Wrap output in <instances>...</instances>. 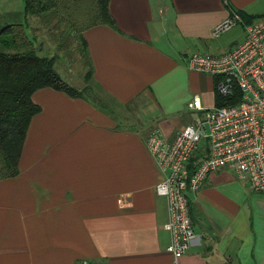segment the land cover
I'll return each instance as SVG.
<instances>
[{"label": "crops", "instance_id": "obj_1", "mask_svg": "<svg viewBox=\"0 0 264 264\" xmlns=\"http://www.w3.org/2000/svg\"><path fill=\"white\" fill-rule=\"evenodd\" d=\"M110 12L116 28L83 34L93 66L84 86L103 98L33 95L40 112L19 175L0 179V264H264V192L230 168L188 193L196 239L176 262L155 191L164 175L147 148L154 132L172 142L215 107L216 79L188 59L221 52L214 29L235 13L247 25L264 0H110ZM195 96L204 110L188 107Z\"/></svg>", "mask_w": 264, "mask_h": 264}, {"label": "built area", "instance_id": "obj_2", "mask_svg": "<svg viewBox=\"0 0 264 264\" xmlns=\"http://www.w3.org/2000/svg\"><path fill=\"white\" fill-rule=\"evenodd\" d=\"M240 24L244 25L235 13L214 29L213 37L217 39ZM244 28L242 44L225 52H195L187 62L190 70L218 80L216 90L220 96L239 95V101L206 110L172 142L159 132L151 134L147 141V148L164 175L155 191L167 200V252L176 262L196 239L188 193L200 190L211 173L230 168L253 190L264 192V14ZM188 107L204 110L198 96ZM80 264L92 263L83 260Z\"/></svg>", "mask_w": 264, "mask_h": 264}, {"label": "trees", "instance_id": "obj_3", "mask_svg": "<svg viewBox=\"0 0 264 264\" xmlns=\"http://www.w3.org/2000/svg\"><path fill=\"white\" fill-rule=\"evenodd\" d=\"M24 14L29 19L50 18L67 23L69 31L78 37V51L88 71L85 84L93 78V66L84 32L92 27L108 25L116 28L110 12V0H23ZM23 24H9L0 30L5 40L2 44L13 52L0 50V179L19 175V162L30 123L40 112L33 95L44 88L81 98L91 89L75 87L66 81L55 67L57 57H41L37 53L34 37L37 36ZM245 22V21H244ZM252 21H247L249 25ZM28 29V30H27ZM218 80L216 79V82ZM91 91V90H90ZM238 97L223 98L217 93V107L232 106Z\"/></svg>", "mask_w": 264, "mask_h": 264}, {"label": "rangeland", "instance_id": "obj_4", "mask_svg": "<svg viewBox=\"0 0 264 264\" xmlns=\"http://www.w3.org/2000/svg\"><path fill=\"white\" fill-rule=\"evenodd\" d=\"M24 16L22 0H0V30L9 24L27 26L29 17ZM29 27L37 35L34 37V43L38 55L49 58L57 57L55 67L59 73L65 79L67 77L69 80L72 79L74 83L83 84L84 86V83H86L84 76L88 71V67L84 65V60L78 51V36L74 32L69 31L67 23L60 22L59 19L55 18L45 21L41 18L31 17L29 19ZM245 35L244 26L237 25L218 38L216 43L220 47L221 52L229 51L235 46L242 44L245 40ZM6 38L0 35V50L13 52V49H8L1 43ZM90 86L92 85L90 84ZM99 94H102L99 90L94 95L89 90L87 96L92 97L93 101H97L96 97H99ZM102 95L101 97L103 98L104 95ZM106 106L110 107L108 104ZM102 107L105 108L104 106Z\"/></svg>", "mask_w": 264, "mask_h": 264}]
</instances>
